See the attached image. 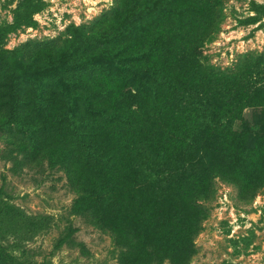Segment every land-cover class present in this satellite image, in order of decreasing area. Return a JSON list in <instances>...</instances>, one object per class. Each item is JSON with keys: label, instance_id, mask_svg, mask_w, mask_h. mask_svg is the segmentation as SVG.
I'll use <instances>...</instances> for the list:
<instances>
[{"label": "trees", "instance_id": "trees-1", "mask_svg": "<svg viewBox=\"0 0 264 264\" xmlns=\"http://www.w3.org/2000/svg\"><path fill=\"white\" fill-rule=\"evenodd\" d=\"M224 2L115 0L65 39L0 49V131L14 167L62 169L72 213L112 236L118 264L187 263L216 178L242 196L264 185V51L232 69L203 54ZM44 6L22 0L0 38L34 26ZM247 108L260 109L252 126ZM13 198L0 186V264H45L5 243L45 225ZM77 231L67 224L54 247L86 254Z\"/></svg>", "mask_w": 264, "mask_h": 264}, {"label": "rangeland", "instance_id": "rangeland-1", "mask_svg": "<svg viewBox=\"0 0 264 264\" xmlns=\"http://www.w3.org/2000/svg\"><path fill=\"white\" fill-rule=\"evenodd\" d=\"M114 1L43 0L45 6L34 14L36 24L7 33L0 38V49L10 50L31 41L65 39L73 27L88 23L111 9ZM252 1L264 5V0H225L220 31L203 48L206 60L217 68L232 69L242 54L264 51V15L253 9ZM21 2L0 0V27L13 21L15 9ZM252 17L256 19L249 21ZM258 110H244L249 126L253 125V116ZM241 127L237 122L235 129ZM15 156L0 131V186L4 184L13 195L11 203L31 217L42 215L45 225L22 235H7L5 243L9 242L17 254L25 250L26 255L38 263L118 264L121 248L112 236L72 213L75 194L62 169L51 167L46 161L38 167L15 168ZM255 177L254 174L249 176L250 184ZM215 189L213 200L206 205L209 210L202 221V230L194 240L196 252L187 263L166 259L163 264H264V185L242 196L235 184L217 177ZM69 223L78 227L74 237L85 244L86 254L67 245L54 247Z\"/></svg>", "mask_w": 264, "mask_h": 264}]
</instances>
